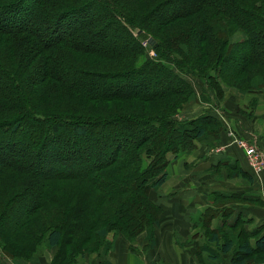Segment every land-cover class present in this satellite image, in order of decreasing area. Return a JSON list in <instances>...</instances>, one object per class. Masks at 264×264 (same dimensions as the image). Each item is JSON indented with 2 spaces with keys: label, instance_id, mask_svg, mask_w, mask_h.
<instances>
[{
  "label": "trees",
  "instance_id": "16d2710c",
  "mask_svg": "<svg viewBox=\"0 0 264 264\" xmlns=\"http://www.w3.org/2000/svg\"><path fill=\"white\" fill-rule=\"evenodd\" d=\"M263 91L264 0H0L1 258L105 264L109 235L152 245L171 159L219 139L227 94ZM257 252L264 236L232 263Z\"/></svg>",
  "mask_w": 264,
  "mask_h": 264
},
{
  "label": "crops",
  "instance_id": "0c3cea01",
  "mask_svg": "<svg viewBox=\"0 0 264 264\" xmlns=\"http://www.w3.org/2000/svg\"><path fill=\"white\" fill-rule=\"evenodd\" d=\"M213 114L223 123L219 139L197 142L194 150L171 159L164 184L151 194L161 210L153 244L144 233L133 243L109 235L112 248L105 264H208L210 251L217 253L213 264H233L239 242L255 248L264 236V170L254 175L240 147L251 144L264 157V91L259 96L229 93ZM207 211L212 218L205 221ZM229 242V251H218ZM55 253V248L45 250L31 264H50ZM254 256L262 260L250 264H264V253ZM0 264L13 263L1 258ZM80 264L102 263L90 254Z\"/></svg>",
  "mask_w": 264,
  "mask_h": 264
},
{
  "label": "rangeland",
  "instance_id": "374dc122",
  "mask_svg": "<svg viewBox=\"0 0 264 264\" xmlns=\"http://www.w3.org/2000/svg\"><path fill=\"white\" fill-rule=\"evenodd\" d=\"M87 17L88 16H86V18ZM83 20H84V18H83ZM44 33L46 34V36L50 35V33L48 31H44ZM146 45H149V44L147 43ZM153 56L154 55L152 54V52H150V53L147 52V54H146V58H150V57H153ZM190 81L192 82L194 88L198 92H200L201 86L204 87L202 82H200L198 79L190 78ZM203 108H209V107H207L205 104H201L200 102L199 103H193V104L190 105L189 110H187V111L185 110V111L181 112L179 114L180 115L179 117L180 118H192V117H195V116L199 115L203 111ZM218 111H219V109H218ZM248 145H250V144H248ZM18 202L19 203L22 202L21 205H23V204H26L27 201H20L19 200ZM55 250L57 251L56 248H55ZM41 252H43V251H41ZM40 254H42V253L39 252L38 255H40ZM0 258H1V256H0ZM7 260L9 261V259H7ZM260 260H262V259H259L258 261H260ZM253 261H255V260H253Z\"/></svg>",
  "mask_w": 264,
  "mask_h": 264
},
{
  "label": "built area",
  "instance_id": "2783aa9c",
  "mask_svg": "<svg viewBox=\"0 0 264 264\" xmlns=\"http://www.w3.org/2000/svg\"><path fill=\"white\" fill-rule=\"evenodd\" d=\"M240 147L243 149L244 157L252 173L259 175L264 170V157L251 144H240Z\"/></svg>",
  "mask_w": 264,
  "mask_h": 264
},
{
  "label": "water",
  "instance_id": "95a60500",
  "mask_svg": "<svg viewBox=\"0 0 264 264\" xmlns=\"http://www.w3.org/2000/svg\"><path fill=\"white\" fill-rule=\"evenodd\" d=\"M147 43L149 44V45H153L154 44V41H153V39L152 38H149L148 40H147Z\"/></svg>",
  "mask_w": 264,
  "mask_h": 264
}]
</instances>
